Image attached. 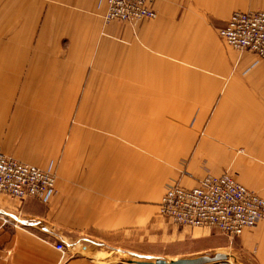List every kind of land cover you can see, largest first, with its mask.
<instances>
[{"label":"crops","instance_id":"crops-1","mask_svg":"<svg viewBox=\"0 0 264 264\" xmlns=\"http://www.w3.org/2000/svg\"><path fill=\"white\" fill-rule=\"evenodd\" d=\"M154 9L135 25L106 24L104 0H0V149L55 173L44 205L62 221L141 212L171 185L224 171L264 198V59L217 33L264 0ZM9 213L0 204V264H134L85 253L81 238L61 253L44 217L11 223ZM232 250V264H264V220Z\"/></svg>","mask_w":264,"mask_h":264},{"label":"built area","instance_id":"built-area-1","mask_svg":"<svg viewBox=\"0 0 264 264\" xmlns=\"http://www.w3.org/2000/svg\"><path fill=\"white\" fill-rule=\"evenodd\" d=\"M104 1L106 24L135 25L156 17L155 0ZM217 33L231 48L264 59V11H234ZM55 180L54 172L20 162L0 149V194L17 202L33 199L47 203L56 193ZM158 214L179 226L211 228L236 238L264 220V198L228 172L208 174L192 188L177 184L167 187L158 203ZM53 246L59 252L65 251L61 241ZM214 264L232 263L227 259Z\"/></svg>","mask_w":264,"mask_h":264},{"label":"rangeland","instance_id":"rangeland-1","mask_svg":"<svg viewBox=\"0 0 264 264\" xmlns=\"http://www.w3.org/2000/svg\"><path fill=\"white\" fill-rule=\"evenodd\" d=\"M160 194L144 199L140 203L141 212L97 213L95 215L98 217L92 219H85L83 217L85 214L73 213L70 215L71 223L61 220L60 213L56 212L54 204L48 212L44 203L38 201L25 203L26 200L17 202L2 194L0 196L4 197L5 201L0 204L10 210L9 217H5L11 223H24L30 218L27 215L36 214L44 217L46 222L55 226L63 236L61 240L54 239L52 245L57 241L64 244V240L73 244L81 238L86 240L83 246L88 247L85 248V253H90V250L97 251L99 253L95 256L110 262L153 261L157 258L168 260L215 252L227 254L228 259L231 257L232 247L237 237L229 238L211 228L174 224L158 214L156 202ZM34 230L36 229L33 228ZM38 233L41 232L38 231ZM92 239L98 242H88ZM79 251H81L80 247Z\"/></svg>","mask_w":264,"mask_h":264},{"label":"water","instance_id":"water-1","mask_svg":"<svg viewBox=\"0 0 264 264\" xmlns=\"http://www.w3.org/2000/svg\"><path fill=\"white\" fill-rule=\"evenodd\" d=\"M228 255L222 252H215L213 254H202L195 257H183L176 259H160L153 261L128 260L129 263L134 264H214L221 261H226Z\"/></svg>","mask_w":264,"mask_h":264},{"label":"bare ground","instance_id":"bare-ground-1","mask_svg":"<svg viewBox=\"0 0 264 264\" xmlns=\"http://www.w3.org/2000/svg\"><path fill=\"white\" fill-rule=\"evenodd\" d=\"M86 200V199H85ZM99 255H102V254H99ZM100 258V257H99Z\"/></svg>","mask_w":264,"mask_h":264}]
</instances>
